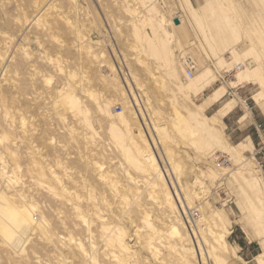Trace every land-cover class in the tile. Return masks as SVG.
Returning <instances> with one entry per match:
<instances>
[{
  "label": "rangeland",
  "instance_id": "1",
  "mask_svg": "<svg viewBox=\"0 0 264 264\" xmlns=\"http://www.w3.org/2000/svg\"><path fill=\"white\" fill-rule=\"evenodd\" d=\"M205 1L150 0L149 4L156 10L157 20L160 19L158 15L164 18V26L172 34L169 46L179 68L180 82L187 80L182 57L189 56L195 62L194 76L204 67L214 70L215 83L200 96L191 98L193 104L200 105L215 89L225 86V96L209 106L204 114L210 116L233 100L236 105L222 120L220 131L231 145L249 137L253 146L255 125L264 122V110L258 109L251 100L257 87L228 88V83L234 81L236 69L217 66L203 32H214V25L228 28V31L234 27L238 35L254 42L252 50H247L250 44L245 43L243 63L264 64V0H220L222 8ZM135 3V0H0V52L7 57L6 69L9 66L7 73H0V92L3 93L0 104L4 98H7V105L12 102L9 107L5 106L13 119L15 136L12 134L11 138L17 147L15 150L13 147L16 153L12 162L16 160L18 166L13 188L23 189L26 196L21 202L15 201L13 206H0V264H115L112 251L115 247L107 238L103 229L106 227L112 231L114 227L126 231L125 241L131 248L132 258H139L140 263L135 260L137 264L186 263L182 259L186 254L178 246L177 236L167 232L164 186L147 162L141 160L144 171L139 172L131 161H126L109 132L111 121L96 111L98 105L108 103L115 115L124 113L121 96L127 92L129 96H126L133 99V103L139 99L142 106H135L140 109L137 118L132 112L125 113L133 138L131 144L127 137L128 145L141 148V153L154 154L172 190L175 192L178 184L184 189L182 194L190 196L192 209L221 210L219 214L230 231L226 238L229 250L241 258L231 260L232 264H243L246 260L254 263L261 253V236L255 220L248 227L242 219L245 211L240 207L243 204L242 209L247 211L249 201L240 181L237 183L239 167L225 152L216 150L211 157L204 148L203 135L193 129L191 132L184 130L185 124L176 117L179 112L176 104L181 98L169 77L166 62L144 50L147 48L142 41L143 34H151L153 27L159 34L162 31L156 22L148 21L146 10ZM35 4L44 9L39 15L34 10ZM46 4L50 6L47 8ZM211 5L214 14L210 12ZM137 9L142 14L136 17ZM174 20H178L177 25ZM228 56L225 55L226 60ZM18 61L21 64H17ZM68 94L79 100L90 127L83 122V114L64 101ZM116 107H120L119 112ZM180 113H184L181 108ZM242 116H245L244 121L240 119ZM260 116H263L261 121L252 122ZM148 121L156 125L154 132L149 130ZM135 151L133 149L138 157ZM252 151L243 155L250 162L252 172L261 178L250 156ZM217 160L227 162L217 168ZM49 170L58 178V184L50 182ZM233 174L236 175L231 177ZM196 179L203 182V188L193 184ZM47 183L55 187L62 198L47 192ZM61 184L65 194L60 193ZM86 200L93 205L94 216H88ZM71 204L79 207L87 224L75 219ZM21 206H31L37 222L27 221L18 209ZM198 212L201 215V210ZM175 216L181 220L179 214ZM11 218H16V230L14 235L6 236L3 231L8 229ZM88 223H91L88 227L90 237L85 232ZM49 230L52 231L51 240L40 236ZM204 235L208 238L206 231ZM149 239L153 254L146 249ZM78 243L83 245L85 254L77 248ZM133 259H128V264H134Z\"/></svg>",
  "mask_w": 264,
  "mask_h": 264
},
{
  "label": "bare ground",
  "instance_id": "2",
  "mask_svg": "<svg viewBox=\"0 0 264 264\" xmlns=\"http://www.w3.org/2000/svg\"><path fill=\"white\" fill-rule=\"evenodd\" d=\"M135 1H136L135 4L140 5L141 8L143 7L144 10H146L145 12L147 13L146 16L148 18V21H151L152 23L156 22L158 25L157 28L161 29V31H162V34H159V31L153 27L151 29V34L144 33L143 34V40H142V38H141V40L143 41V44L146 45L147 49L144 48L145 52H146V50H148V52H150L152 55L157 56V57L158 56L162 57V58H159V60L161 59V61H162V59H163V61L166 62V66L168 67V70L170 72L169 77L173 80V83L177 87L175 90H176L177 94H179V97L181 98L180 103L176 104L179 106V112H178L176 117L178 118L179 121L182 120L181 122L185 124L184 130L191 132V130L193 129V130L198 131V133L200 132L203 135L201 139H203L202 141L204 142V148L206 150H208V152H209L208 154L211 153V157L215 154L216 150L225 152L226 154H228L230 156L233 164H235L240 169V171L236 173L237 175L235 174L238 177L237 183L240 181V187L243 191V194L245 196H247V200L249 201V207H248L249 209H247V211H246V210H244V208L242 209L243 204L241 205L242 202L239 200L240 205H241L240 208H241L242 212L245 211V213L243 215L244 217L242 219H244V221L246 222L244 224H246L248 227L251 226L250 222L252 220L253 221L255 220V222H256L255 227L257 228L258 232L260 233V235L259 234L258 235L261 236V238H260L261 239V242H260L261 253L255 257L254 264H264V180L261 179L262 177L261 178L256 177V175L252 172L253 169L252 170L250 169V167H251L250 162L248 160H246V158L243 155L245 152H250L253 149L252 148L253 146H252V143L249 140V138H245V140H243V141H241L235 145H231L225 139V137H223V134L221 133L222 131H220L221 130L220 128L223 125L222 120L228 114H230L234 105H236V104H234L233 100H230L229 102H226L225 104H223L219 109H217L210 116H207L204 114V111L209 106H211L214 103H217L218 101H220L225 96V94L227 92V89L225 86H219L217 89H215L212 93H210L209 96L204 98L203 102L200 105L193 104L191 98H196V97L200 96L206 89L210 88L215 83L216 75L214 73V70L207 68V67H204V68L202 67L203 69L200 72H198L195 76H193L191 79H187L185 81V83H183V82L181 83L179 80L180 77H178V72H177V69H179V68H177L178 66L175 64V62L173 60V51H172L173 49H172V47L169 46V43L171 42L170 38L172 37V34L165 28L164 18H162L158 15V17L160 19L157 20V17H156L157 12L151 6V4H149L150 0H135ZM46 2H47V0H46ZM205 2L209 5L210 4H213V5L218 4L220 6V8H222L220 0H206ZM222 2H224V1H222ZM227 3H224V4H227ZM36 4H35V6H37ZM147 4H149V5H147ZM48 5L46 4V6L45 5L44 6L48 8ZM51 5H52V3H51ZM215 6L216 5H214L213 7H215ZM228 6H230L229 3H228ZM211 7H212V5L210 6V8ZM212 8H211L210 12H211V14H214L213 13L214 8L213 9ZM35 9L37 10L38 15L41 11L44 10L43 8H39L38 6L36 8L34 7V10ZM57 9H59V8H57ZM34 12H36V11H34ZM139 14H142L141 10L140 11L138 10L136 12V17H137V15L139 16ZM154 19H155V21H154ZM59 22H61V21H59ZM153 25L154 24H152V26ZM213 28H214V32H211V31L210 32H207V31L203 32V34H204L203 36L206 39V41L208 42V45L210 47L209 50H210V53L212 54L211 56H213V59L214 58L216 59V64H218L217 65L218 67L224 65V67H228V68L233 66L234 67L233 70L237 69V71L234 75V81H231L228 83V85H227L228 88L234 89V88L243 87V86L257 87V91H256V93H254L252 95L251 100L253 101L254 105L258 109L264 110V68H263L264 64L261 62H254V63L249 62L250 64H244L243 58H242L244 55H246V49L245 50L243 49V47H245L246 42H248V44H250L249 49L247 48V50L254 49L253 40L244 39L242 36L238 35V33L234 30L235 29L234 27H230L229 31H228V28L218 27L217 25H214ZM1 29H0V31H1ZM135 34L138 36L136 29H135ZM262 36H264V33L262 34ZM261 43H263V42H261ZM4 50H2V51H4ZM18 52H19V50H18ZM3 54H5V53H3ZM3 54L0 52V71H1L0 73H4L9 69V66H8V69H6V67L4 65L6 63L5 61L7 59L5 60L6 56H4ZM24 54L27 55L26 53H24ZM226 54L229 55L228 56V57H230L229 60L225 59ZM20 60H22V59H20ZM10 62H12V60ZM19 63H20V61H18L17 64H19ZM27 65H30V64H27ZM178 65L181 67L180 64H178ZM220 68H222V67H220ZM111 71H113L112 68H111ZM115 72H116V70H115ZM226 73H227V71H226ZM60 92L61 91H59V93ZM1 93L2 92H0V94ZM2 94L0 96V99L3 96ZM6 94H8V93H6ZM126 94H124V95L121 94L122 95L121 96L122 97L121 98L122 104L125 107L124 113H120V114L115 115L112 111L111 106L108 103L104 104V105H98L96 108V111L100 115H103L104 117H106L107 119H109L111 121L110 126H109V132L115 141L116 147L120 150L121 154L127 159L126 161H129V162L131 161L132 164L135 166L136 170H138L139 172L144 171L141 160H143V162H145V164L147 162V164H150V167H152V171H153L154 175L157 177V179L160 181L161 185L164 186L163 193H164L165 202H166V205L168 208L166 210L167 214H165V216H166V220L169 222V228L167 229L168 230L167 232H168V235L170 234V235L177 236V244L183 250V252H185V254H186L185 258H182V259H185V261H186L185 264H208V262H211V264H230L231 260H233V259L241 260L239 258V256H237L232 251L230 252V250H229L230 247H229V244H228L226 238L230 234V231L227 228V226L225 225L223 218L219 214V212L221 210H219V212L218 211L215 212L216 210L211 211V209L210 210L205 209L206 207L204 209L198 207V209L197 208H195V209L197 211L201 210V215H199V212H198V218L192 219L190 217V211L193 210L192 209L193 208L192 199L186 193L184 194V192H183V194H182V190H184V189H182V188L180 189V186L178 187V184L176 182L175 183L177 185H175V183H174L175 192L172 190V187L168 183L163 170H161L160 167L155 162L156 158L153 157L154 154L152 155V153L151 154L141 153V151H140L141 148L139 149L135 145H131L133 147L128 145L127 137H128V140L131 141L130 142L131 144L133 143V138L131 137V134H130V125H129L128 119L125 117V113L132 112L133 113L132 115L137 118L139 115L138 113H139L140 109L135 108V106H137L138 108H140L142 106H141V102L139 99L136 100L137 101L136 103H133L132 102L133 99L131 100L130 98H128L126 96ZM127 95L129 96V94H127ZM64 96H66V95H64ZM4 99H2V104H0V206H2V207L6 206L7 204H8V206L9 205L13 206L15 201L21 202L22 200H24L26 198V196L24 195L25 193L23 194V189L21 191L19 189L14 190V188H13V184H14L13 183V177L15 175V171L18 168V166H16V162H17L16 160H15V163L12 162L13 161L12 158L14 157V154L16 152L13 151V147H15V146H14V142H13L11 137H12V134L13 135L15 134V132L12 133L13 132V125H12L13 119H11L10 113H8L9 111H7L8 109L6 107V106L9 107V105H11L12 102L9 100L11 102V104L7 105L6 104L7 98H6V100H4ZM11 99H12V97H11ZM64 101H67L66 103H69L71 105V109L77 111V113L83 114V116H84L83 122L85 124H88L89 127L91 126L89 121L85 117V115H86L85 109H82V107L80 106L79 100L73 94H68L64 98ZM191 105H192V108H191ZM180 108L183 109V111H184L183 115L180 113ZM177 118H175L176 121H178ZM244 118H245V116H242L240 119L243 120ZM171 121H173V120H171ZM148 126H149L148 127L149 130L151 129V131L154 132L156 125L154 126L151 124L150 121H148ZM148 128H145V129L147 130ZM178 129L180 130V127ZM178 133H181V132H178ZM132 136H134V135H132ZM200 141L201 140H199V142ZM151 144H153V143H151ZM16 148L17 147H15L14 150ZM107 149H109V148H107ZM107 149H105V150H107ZM133 149L137 151L139 158L134 154ZM4 156L8 157V159H5ZM243 159H245V160H243ZM5 160H8V161H5ZM10 162H12V164ZM41 174H43V173H41ZM48 175H49L50 182H56L58 180V178L55 176V174L52 172V170H49ZM235 175L233 174V175H231V177L235 176ZM41 176L43 177L44 174ZM147 178H149V177H147ZM39 181L41 183V180H39ZM42 181H44V180H42ZM49 183H47L48 185L46 186L47 192L51 193L52 196H54L55 198H62L61 194L56 192L55 187H53ZM56 183L58 184V182H56ZM193 184H195V186H196V184H197V186L200 185V188H203V182L199 179H196ZM60 186H62V184ZM20 187H22V186L20 185ZM75 188H77V187H75ZM59 189L61 191L60 193H64L63 191L65 190V188L63 186L59 187ZM51 194L48 197H50ZM194 195L197 196L196 194H194ZM69 197H70V195H69ZM76 197H77V195H76ZM70 199H71V197H70ZM88 200H86V202ZM61 201H62V199H61ZM77 202H79V201H77ZM81 202H83V201L81 200ZM156 202L157 201H155V203ZM1 203H3L4 205H1ZM87 203H88L87 204L88 205L87 206L88 216H94L95 212H94V209L92 207L93 205H91V204L89 205V202H87ZM246 204H247V202H246ZM66 205H67V203H66ZM70 206L72 207L70 210L74 214L73 216L76 217L75 219L76 220L79 219L82 222L87 224L85 217L82 215L81 212H79V207L74 205V204H71ZM14 207H15V205H14ZM30 207H24V206L22 207L21 206L18 209L21 211V213L23 212L24 217L27 221L37 222L34 219L35 214L32 212ZM45 209H46V207H45ZM54 211H56V210H54ZM175 212L177 214H179V216L181 217V220L177 219V217L175 216V214H176ZM163 214H164V212H163ZM4 220L6 221V219H4ZM8 221H9V219H8ZM14 221H16V218H14V219L11 218L10 223L9 224L7 223L8 229L5 228L6 230L3 231L4 235H6V236L14 235V232L16 230V224ZM19 223H20V221H19ZM84 223H82V224H84ZM90 224L91 223H88L87 229L85 231L87 233L88 237L91 236L90 235V229L88 228L90 226ZM146 225L150 226L149 222H148V224L146 222ZM6 227H7V225H6ZM80 229H82V228H80ZM103 229L107 233L108 240L112 241V244L115 247V249H114L115 251L112 250L113 255H114L115 264H128L129 263V262H127L128 259H130V258L133 259V258H132V253L129 250L130 247L128 246L127 242L125 241V237H127L126 231H124L121 228H115V227H114V231H112L110 228H107V227L103 228ZM75 231H77V230H75ZM204 231H206L208 238L205 237ZM50 235H52L51 230L46 231V232H42L40 234V236H45L47 239L51 240ZM57 235H59V234H57ZM256 237H258V236H256ZM150 241H151V239H149L148 242L146 243V249L150 253L153 254L154 250H153V248H151V242ZM90 242H91V240H90ZM82 246L83 245H81V243L77 244V248L79 249V251L81 253H84L85 251L83 250ZM49 247H50V245H49ZM168 247L172 249L171 245ZM109 251H111V250H109ZM80 252H79V254H81ZM110 255H112V254H110ZM86 256L87 255H85V256L83 255L84 258ZM89 258L91 260V256H89ZM138 259H135V258L133 259L134 264H137ZM135 260H137V261H135ZM138 263H140V262L138 261ZM18 264H20V263L18 262Z\"/></svg>",
  "mask_w": 264,
  "mask_h": 264
},
{
  "label": "built area",
  "instance_id": "3",
  "mask_svg": "<svg viewBox=\"0 0 264 264\" xmlns=\"http://www.w3.org/2000/svg\"><path fill=\"white\" fill-rule=\"evenodd\" d=\"M181 61L186 79H191L194 76V72L196 70L195 62L189 56L182 57ZM235 71H237V69ZM116 110L119 112L120 107H116ZM255 134L256 140L254 141L253 151L250 156L255 163V168L258 170L262 179L264 180V122L255 125ZM217 161L218 164H216V166L218 168L222 167L227 162L225 160ZM190 217L192 219L198 218V211L196 209L191 210Z\"/></svg>",
  "mask_w": 264,
  "mask_h": 264
},
{
  "label": "crops",
  "instance_id": "4",
  "mask_svg": "<svg viewBox=\"0 0 264 264\" xmlns=\"http://www.w3.org/2000/svg\"><path fill=\"white\" fill-rule=\"evenodd\" d=\"M257 119L255 120V119H252V122H259V121H261L262 119H263V116H260V117H256ZM247 138H249V137H247ZM240 258V257H239ZM241 259V258H240ZM247 259V258H246ZM230 264H232L231 262H230ZM243 264H254L253 262H252V260H246V262H243Z\"/></svg>",
  "mask_w": 264,
  "mask_h": 264
},
{
  "label": "water",
  "instance_id": "5",
  "mask_svg": "<svg viewBox=\"0 0 264 264\" xmlns=\"http://www.w3.org/2000/svg\"><path fill=\"white\" fill-rule=\"evenodd\" d=\"M173 22H174V24H175V25H177V24H178V20H174Z\"/></svg>",
  "mask_w": 264,
  "mask_h": 264
}]
</instances>
